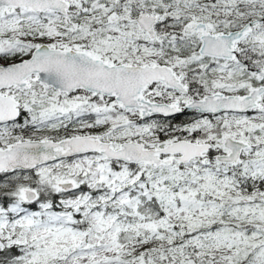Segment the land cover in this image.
I'll use <instances>...</instances> for the list:
<instances>
[{
  "label": "snow or ice",
  "instance_id": "6c2138e0",
  "mask_svg": "<svg viewBox=\"0 0 264 264\" xmlns=\"http://www.w3.org/2000/svg\"><path fill=\"white\" fill-rule=\"evenodd\" d=\"M0 264H264V0H0Z\"/></svg>",
  "mask_w": 264,
  "mask_h": 264
}]
</instances>
